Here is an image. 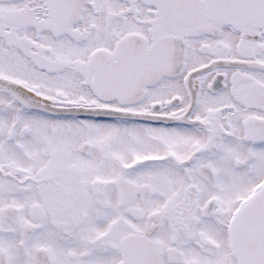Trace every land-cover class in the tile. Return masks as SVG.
Wrapping results in <instances>:
<instances>
[{
  "label": "snow or ice",
  "instance_id": "snow-or-ice-1",
  "mask_svg": "<svg viewBox=\"0 0 264 264\" xmlns=\"http://www.w3.org/2000/svg\"><path fill=\"white\" fill-rule=\"evenodd\" d=\"M0 264H264V0H0Z\"/></svg>",
  "mask_w": 264,
  "mask_h": 264
}]
</instances>
